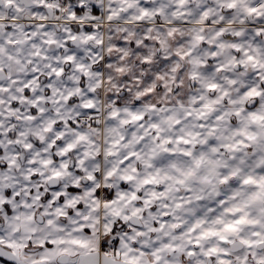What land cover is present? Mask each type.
I'll list each match as a JSON object with an SVG mask.
<instances>
[{"label": "snow or ice", "instance_id": "1", "mask_svg": "<svg viewBox=\"0 0 264 264\" xmlns=\"http://www.w3.org/2000/svg\"><path fill=\"white\" fill-rule=\"evenodd\" d=\"M0 264H264V0H0Z\"/></svg>", "mask_w": 264, "mask_h": 264}]
</instances>
